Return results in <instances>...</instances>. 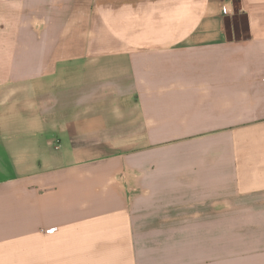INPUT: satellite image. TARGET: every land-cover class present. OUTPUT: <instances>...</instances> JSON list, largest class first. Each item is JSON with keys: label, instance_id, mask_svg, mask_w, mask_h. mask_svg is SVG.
<instances>
[{"label": "crops", "instance_id": "obj_1", "mask_svg": "<svg viewBox=\"0 0 264 264\" xmlns=\"http://www.w3.org/2000/svg\"><path fill=\"white\" fill-rule=\"evenodd\" d=\"M0 264H264V0H0Z\"/></svg>", "mask_w": 264, "mask_h": 264}, {"label": "rangeland", "instance_id": "obj_2", "mask_svg": "<svg viewBox=\"0 0 264 264\" xmlns=\"http://www.w3.org/2000/svg\"><path fill=\"white\" fill-rule=\"evenodd\" d=\"M233 24H238L237 25V29H238V31L237 32H242V30L244 29V27H245V18L244 17H242V16H237L235 19H234V22H233ZM239 26V27H238Z\"/></svg>", "mask_w": 264, "mask_h": 264}, {"label": "built area", "instance_id": "obj_3", "mask_svg": "<svg viewBox=\"0 0 264 264\" xmlns=\"http://www.w3.org/2000/svg\"><path fill=\"white\" fill-rule=\"evenodd\" d=\"M230 1H234V0H230Z\"/></svg>", "mask_w": 264, "mask_h": 264}]
</instances>
